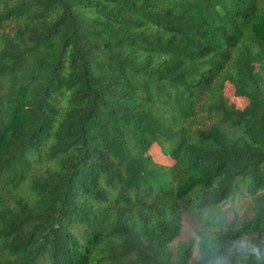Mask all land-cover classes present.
<instances>
[{
	"label": "trees",
	"instance_id": "obj_1",
	"mask_svg": "<svg viewBox=\"0 0 264 264\" xmlns=\"http://www.w3.org/2000/svg\"><path fill=\"white\" fill-rule=\"evenodd\" d=\"M241 238L264 245V0H0V264H256Z\"/></svg>",
	"mask_w": 264,
	"mask_h": 264
},
{
	"label": "rangeland",
	"instance_id": "obj_2",
	"mask_svg": "<svg viewBox=\"0 0 264 264\" xmlns=\"http://www.w3.org/2000/svg\"><path fill=\"white\" fill-rule=\"evenodd\" d=\"M218 88L221 91V94H223V96L227 100L229 106L233 108L243 109L249 104V98L246 96L243 90L237 88L232 76L229 73L225 72L220 77L218 82ZM151 153L153 154L156 162H159L161 164L168 163V159L163 158V151L158 145H154L152 147ZM254 205H255L254 197L238 196L237 201L227 207H231V208H234L233 206L238 207L239 208L238 213L240 216H248L253 211L252 208H254ZM227 209H228L227 217L232 219L230 209L229 208ZM219 217L220 218L218 219L222 221L223 216L220 215ZM184 222H185V232L182 234L180 238L182 240H187L188 238L195 236L194 229L196 226H198V223L194 219L193 221L191 219L188 220L187 217L185 218Z\"/></svg>",
	"mask_w": 264,
	"mask_h": 264
},
{
	"label": "clouds",
	"instance_id": "obj_3",
	"mask_svg": "<svg viewBox=\"0 0 264 264\" xmlns=\"http://www.w3.org/2000/svg\"><path fill=\"white\" fill-rule=\"evenodd\" d=\"M236 251L242 260L254 258L256 264H264V245L250 242L247 238H241L236 245ZM229 253H220L207 258L206 264H230Z\"/></svg>",
	"mask_w": 264,
	"mask_h": 264
}]
</instances>
